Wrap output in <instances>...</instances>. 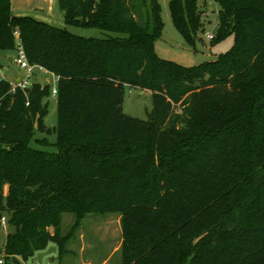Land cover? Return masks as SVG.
<instances>
[{"label": "trees", "instance_id": "trees-1", "mask_svg": "<svg viewBox=\"0 0 264 264\" xmlns=\"http://www.w3.org/2000/svg\"><path fill=\"white\" fill-rule=\"evenodd\" d=\"M215 41L232 46L193 66L159 57V0H57L85 38L0 0V50L17 30L52 87L10 92L0 79V219L4 252L29 260L50 241L60 258L89 213H117L121 264H264V0H214ZM188 44L203 31L198 0H168ZM151 92L146 119L123 112L125 87ZM35 131L55 135L51 143ZM52 145L54 151L32 147ZM64 213L75 221L60 232ZM0 223V230H2Z\"/></svg>", "mask_w": 264, "mask_h": 264}, {"label": "rangeland", "instance_id": "rangeland-1", "mask_svg": "<svg viewBox=\"0 0 264 264\" xmlns=\"http://www.w3.org/2000/svg\"><path fill=\"white\" fill-rule=\"evenodd\" d=\"M159 1L161 4V18L164 24L161 36L154 43L155 52L159 57L184 66H193L204 61L215 60L220 53H224L232 46V36L222 41H215V35L219 26L218 13L220 7L214 0H198V8L202 12L201 22L203 31L198 32L195 44H188L174 26L168 8V0ZM10 2L11 8L16 13H33V15H36L31 10L36 0H10ZM54 8L56 13L60 12L56 4ZM42 19L51 21L55 26L64 27L72 34L85 38H104L109 35H116L98 28L67 26L64 24L63 19L58 18V16L54 18L43 16ZM206 32H212L214 38L212 40L207 39ZM11 52L13 51L11 50ZM4 54H6L5 50H0L1 71L3 75L9 77ZM32 72L33 74L29 78L30 83L39 82L41 84H48L51 87L55 86L54 75L51 72L41 71L38 66H35ZM19 74L23 76V70H20ZM151 109L152 98L149 90L131 86L125 87L124 113L140 119H146ZM56 121V99L50 96L48 98V113L44 122L47 126L52 127L56 125ZM44 136L45 134L38 131L34 133V138L37 139H41ZM46 136L51 143L55 141V135ZM0 145L2 144L0 143ZM30 145L48 151L55 150V147L52 145L42 146L36 141H32ZM74 221L75 215L73 213L63 214L60 224L62 235L69 233ZM12 230L13 228L8 225L0 230V252L4 250L6 234ZM120 243L121 226L119 214L107 212L89 213L81 220L80 226L71 235L66 244L68 251L62 258L58 255L57 243L50 241L45 248L36 251L29 261L33 262V264H121Z\"/></svg>", "mask_w": 264, "mask_h": 264}, {"label": "built area", "instance_id": "built-area-1", "mask_svg": "<svg viewBox=\"0 0 264 264\" xmlns=\"http://www.w3.org/2000/svg\"><path fill=\"white\" fill-rule=\"evenodd\" d=\"M14 37H15V50L16 55L14 58L15 63L23 70L24 75L17 80H11L9 82L10 84V92H15L16 89H26L28 88L31 83L29 82V78L33 74L32 70L36 65H32L28 62L24 49L22 47L19 33L17 30L14 31ZM206 38L209 40H212L214 38V34L212 32H206ZM39 69H43L41 66H38ZM0 79L3 80L4 76L2 74L1 68H0ZM56 86L52 87V94L56 95ZM0 96V100H1ZM7 218L5 216H2L0 219V223L2 225V228H5L7 225ZM0 264H33V262L29 260L23 259L21 256L18 255H9L4 252H0Z\"/></svg>", "mask_w": 264, "mask_h": 264}, {"label": "crops", "instance_id": "crops-1", "mask_svg": "<svg viewBox=\"0 0 264 264\" xmlns=\"http://www.w3.org/2000/svg\"><path fill=\"white\" fill-rule=\"evenodd\" d=\"M35 3H33L32 7H31V10L36 15H33V13H31V14H28V13H23V14L16 13L15 11H13L12 8H11V11L15 15H30V16L38 19V20L45 21V22H47V23H49L51 25H54V23L51 22V21H46L45 19H42V17L45 16L46 18H54L55 16H58V18H61L64 21V12L59 8L57 0H36ZM55 4L57 5L58 10L60 11L58 13L55 12V8H54ZM39 16H41V17H39ZM64 24H65V22H64ZM67 26H70V25H67ZM56 27H58V26H56ZM62 28H64V27H62ZM12 51L13 52H11V50H5L6 54H4V58L6 59V63H7V66H8L6 68V70H7V74H9V77H6L5 75H3V76H4V79L7 80L8 82H10L11 80H17L18 78L22 77L19 74V71L22 70V69L14 61V58H15V55H16V50L14 49ZM1 66H2V64H0V68H1ZM40 70L41 71H46L45 69H40ZM54 79H55V86H56L57 77L55 75H54ZM51 96L55 97V99H56V95L55 94H51Z\"/></svg>", "mask_w": 264, "mask_h": 264}]
</instances>
